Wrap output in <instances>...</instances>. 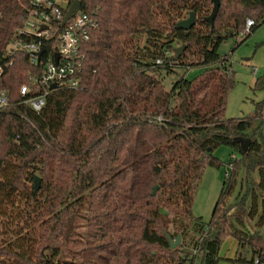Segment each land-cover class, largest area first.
Here are the masks:
<instances>
[{
	"label": "trees",
	"instance_id": "1",
	"mask_svg": "<svg viewBox=\"0 0 264 264\" xmlns=\"http://www.w3.org/2000/svg\"><path fill=\"white\" fill-rule=\"evenodd\" d=\"M28 2L0 0V64ZM211 7L81 0L99 23L82 44V86L52 93L39 112L20 102L28 66L15 54L2 80L11 103L0 114V222L32 223L0 246V264H217L227 236L239 251L224 259L263 263L264 133L252 119L224 116L233 73L218 48L247 18V36L264 21V0H220L213 26ZM190 11L195 25L177 28ZM175 44L186 45L178 59ZM192 66L211 67L165 88L161 70ZM220 145L231 149V165L205 223L191 212L194 189L206 165H220L212 155ZM237 184L243 196L228 201ZM241 207L247 220L231 212ZM167 234L180 243L171 248Z\"/></svg>",
	"mask_w": 264,
	"mask_h": 264
},
{
	"label": "rangeland",
	"instance_id": "2",
	"mask_svg": "<svg viewBox=\"0 0 264 264\" xmlns=\"http://www.w3.org/2000/svg\"><path fill=\"white\" fill-rule=\"evenodd\" d=\"M184 18L188 14H184ZM241 33L227 37L219 46L218 54L226 58V65L232 71L233 82L228 89L225 103L224 116L226 118H249L253 120V125L260 126L264 133V21L248 36ZM181 44H175V47ZM211 66H192L189 68L179 67L174 72L161 70L159 77L167 90L171 89L173 83L181 78L191 79L201 75L204 70ZM231 149L228 146L220 145L212 151V155L221 163L217 166L206 165L196 183L193 195L191 212L195 218H201L203 222H208L211 218L215 203L219 197L225 172L229 171L228 161ZM239 175H243V170H238ZM240 184L234 187L228 201H233L242 197ZM18 211V210H17ZM169 218H173L175 212L169 210ZM232 213L245 218L243 208L233 209ZM4 228H8L10 233L2 227L0 222V246H7L8 238L11 242L17 239L18 232L25 234L27 225L31 220L26 218H2ZM247 220V219H246ZM248 222V221H247ZM252 225L254 221H249ZM26 224V225H25ZM27 226V227H26ZM35 224L32 225L35 228ZM26 227V228H25ZM172 230V225H169ZM255 229V228H254ZM254 229L251 228L253 231ZM258 230V229H256ZM76 231H82L77 229ZM239 251L238 242L231 236L223 238L220 245L217 264H240L230 263L225 258L236 257ZM245 253V252H244ZM250 256H247L249 259ZM2 260V259H0Z\"/></svg>",
	"mask_w": 264,
	"mask_h": 264
},
{
	"label": "built area",
	"instance_id": "3",
	"mask_svg": "<svg viewBox=\"0 0 264 264\" xmlns=\"http://www.w3.org/2000/svg\"><path fill=\"white\" fill-rule=\"evenodd\" d=\"M68 0H29L21 26L5 50L7 60L0 64V114L11 100L9 90L2 87L6 70L13 64L16 53L26 55L28 70L19 86L20 102L39 112L47 97L63 89L80 88L86 54L82 44L89 32L98 27V21L81 9L63 23ZM254 25L252 18L245 20L244 31ZM160 59L156 63H160ZM55 84V88H50ZM2 136L0 133V146ZM230 163L228 167L230 168ZM260 260L255 257L254 264ZM264 264V261L263 263Z\"/></svg>",
	"mask_w": 264,
	"mask_h": 264
},
{
	"label": "water",
	"instance_id": "4",
	"mask_svg": "<svg viewBox=\"0 0 264 264\" xmlns=\"http://www.w3.org/2000/svg\"><path fill=\"white\" fill-rule=\"evenodd\" d=\"M212 3V7H211V11L209 13L208 16L205 17V20L211 25L213 26L215 17L217 15L218 9L220 7V0H210ZM69 3V7L65 12V16L63 19V23L66 22L69 18H71L76 12H78L81 9V0H68ZM196 23V15L193 11H190L188 14L187 18H183L181 20H179L176 23V27L183 29V30H189L192 26H194ZM186 45L185 44H181L180 46L176 47L174 49V58L178 59L181 54L183 53V51L185 50ZM56 85L52 84L50 86V88H55ZM40 186V177L36 176L34 178V182H33V190L34 192H37V190L39 189ZM158 186H154L152 189V195L155 194L156 190H157ZM167 239L169 242V245L171 248L176 247L179 243H180V236L176 235V237L173 239L169 234H167Z\"/></svg>",
	"mask_w": 264,
	"mask_h": 264
},
{
	"label": "crops",
	"instance_id": "5",
	"mask_svg": "<svg viewBox=\"0 0 264 264\" xmlns=\"http://www.w3.org/2000/svg\"><path fill=\"white\" fill-rule=\"evenodd\" d=\"M230 258H233V257H230Z\"/></svg>",
	"mask_w": 264,
	"mask_h": 264
}]
</instances>
